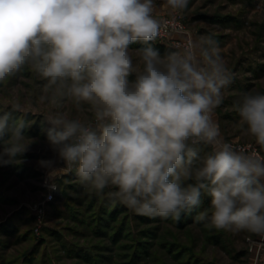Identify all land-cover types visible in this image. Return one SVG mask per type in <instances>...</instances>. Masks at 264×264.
Instances as JSON below:
<instances>
[{
    "label": "clouds",
    "instance_id": "obj_1",
    "mask_svg": "<svg viewBox=\"0 0 264 264\" xmlns=\"http://www.w3.org/2000/svg\"><path fill=\"white\" fill-rule=\"evenodd\" d=\"M166 3L180 12L189 0ZM154 10V0H0V83L26 68L43 81L41 131L97 195L175 221L206 196L196 222L264 234V154L234 148L213 120L234 74L211 36L162 55ZM237 111L242 134L264 147V93H245ZM31 116L20 103L0 110V166L36 142ZM56 162L38 161L52 191Z\"/></svg>",
    "mask_w": 264,
    "mask_h": 264
},
{
    "label": "rangeland",
    "instance_id": "obj_2",
    "mask_svg": "<svg viewBox=\"0 0 264 264\" xmlns=\"http://www.w3.org/2000/svg\"><path fill=\"white\" fill-rule=\"evenodd\" d=\"M154 3L159 20L177 14L184 30L157 37L153 46L178 51L183 45L175 40L185 37L211 36L218 42L234 79L222 89L224 100L213 120L227 142L257 146L264 154V147L242 134L237 111L245 93H264V0H189L180 12L166 0ZM42 83L27 68L0 83V110L20 103L28 118L35 114L37 119L27 132L36 142L23 162L0 166V264H264V234L227 232L195 221L198 212L210 209L206 196L200 208L175 221L138 215L81 184L57 160L41 131L39 121L48 111L38 102ZM66 110L74 117L88 115L71 105ZM49 159L60 168L50 173L57 191L45 202L51 191L48 170L38 161Z\"/></svg>",
    "mask_w": 264,
    "mask_h": 264
},
{
    "label": "built area",
    "instance_id": "obj_3",
    "mask_svg": "<svg viewBox=\"0 0 264 264\" xmlns=\"http://www.w3.org/2000/svg\"><path fill=\"white\" fill-rule=\"evenodd\" d=\"M162 22V29H161V33L160 35L158 36V38H162V39H167L169 38L172 34H177V33H181L183 32V23L181 21V18L179 15L177 14H173V15H169L165 18H163L161 20ZM175 41H178L179 43L177 45H184L185 43L189 42V41H192V39L190 37H185L183 39V41H180V40H175ZM181 43V44H180ZM229 143H231L233 145L234 148L236 149H254L256 151L259 152L257 146H252V145H242V144H238V143H235L233 141H230ZM51 197V198H49ZM54 198L53 196V192L52 190L48 193L46 199H45V202H50L52 201ZM43 209V206H41ZM40 209V210H41Z\"/></svg>",
    "mask_w": 264,
    "mask_h": 264
},
{
    "label": "trees",
    "instance_id": "obj_4",
    "mask_svg": "<svg viewBox=\"0 0 264 264\" xmlns=\"http://www.w3.org/2000/svg\"><path fill=\"white\" fill-rule=\"evenodd\" d=\"M154 47L157 48L162 55L173 51V49L166 48L165 46H162V45H155Z\"/></svg>",
    "mask_w": 264,
    "mask_h": 264
}]
</instances>
